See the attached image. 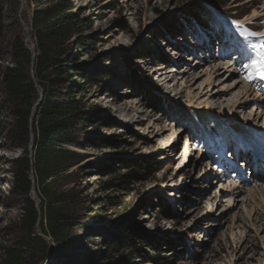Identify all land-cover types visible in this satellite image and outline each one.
I'll use <instances>...</instances> for the list:
<instances>
[{
	"label": "rangeland",
	"instance_id": "obj_1",
	"mask_svg": "<svg viewBox=\"0 0 264 264\" xmlns=\"http://www.w3.org/2000/svg\"><path fill=\"white\" fill-rule=\"evenodd\" d=\"M46 1L38 0L42 4ZM71 1L72 12L83 20L80 36L75 37L85 42L83 51L87 52L73 51L79 58L71 68L70 78L82 87L75 95L89 107L91 117L80 129V147L72 148L84 156L83 161L57 177L51 187L63 210V230L72 235L62 254L55 252L53 240L41 234L39 225L34 235L42 241L28 238L19 226L28 197L13 186L12 162L22 152L15 147L21 140L15 130L18 101L8 93L4 76L6 69L15 64L14 60L31 73V63L16 54L14 43L22 42L28 49L26 27L34 53L31 17L35 2L5 0L3 4L0 264H8L3 249L11 247L20 254V264H264V196H255L254 204L231 207L229 195L218 197L217 181L212 177L199 179L204 172L209 173V168L216 171L224 164H231L232 168L243 166L241 176L228 177L223 185H229L231 179L238 181L245 195L248 190L257 189L250 182L252 171L248 159L236 158L235 163L233 125L219 109L187 107V90L180 87L181 81L169 84L171 90L176 84L175 88L181 91L175 96L158 85L153 73L156 67L171 68L178 63L175 70L179 71L184 64H193V74L199 79L190 88V94L198 93L201 83L203 93L208 89L212 94H222L220 88L231 85L234 78L220 84V77L215 76L211 67L226 65L228 70L230 65L242 84L230 94L223 93L218 102L225 109L235 110L236 120L244 126L254 124L247 119H256L258 111L254 112L253 107L264 113V103L245 105L241 90L248 85L258 102H264L259 96V89L264 90V80L252 75L253 69L248 67L259 60L252 45L264 42V0ZM213 3L223 6L215 8ZM253 12L256 16L251 19ZM176 21L181 26L177 37L166 29ZM247 33L257 35L246 40ZM191 40L194 45L189 44ZM139 54L144 57L134 60ZM132 63L140 73L131 68ZM205 80H211L213 86H206ZM35 87L38 88L36 84ZM240 103L244 106L237 108ZM121 104L133 105L137 113L131 115L136 114L139 119L127 123L129 115L115 113ZM196 114L213 116V120L192 123L190 119ZM263 121L264 115L255 122L258 129ZM259 131L264 133L263 129ZM185 141L192 144L196 158L180 154ZM30 146L31 141L29 152ZM241 177L249 179L247 186L241 183ZM93 178L97 179L93 181ZM30 179L34 181L32 175ZM212 181L213 187L208 188ZM203 184L207 188L203 195H198ZM215 193L217 197L210 202L211 211L205 213L209 211L206 203ZM29 199L36 201L32 192ZM200 202H203L201 211L188 214ZM162 206L170 210L173 220L165 221L160 216L157 207ZM142 216L146 221L140 220ZM155 219L159 228L146 230ZM139 228L165 240L166 244L154 247L136 236L130 239L127 249L117 243L126 231L135 234Z\"/></svg>",
	"mask_w": 264,
	"mask_h": 264
},
{
	"label": "trees",
	"instance_id": "obj_2",
	"mask_svg": "<svg viewBox=\"0 0 264 264\" xmlns=\"http://www.w3.org/2000/svg\"><path fill=\"white\" fill-rule=\"evenodd\" d=\"M35 2L31 17V31L34 41V61L31 66L33 78L29 70L22 69L21 63L14 60L12 67L6 69L4 84L8 93L17 99L18 106L15 111V130L20 136V142L15 145L22 150L13 162V186L24 196L28 197L22 214L19 219V226L28 238L35 237L34 231L37 225L44 236H50L55 245V252L62 254L66 251L71 236L64 232L63 210L60 201L54 199L56 193L51 190L53 181L71 168L79 165L84 156L72 148L80 147V129L90 122L91 113L89 107L75 93L83 89L77 86L70 78V71L78 62L79 54L74 55L73 51L85 50V42L80 36L79 19L71 0H47L44 4L38 0ZM0 0V61H3L4 54L1 44L3 4ZM217 8L223 5L212 4ZM167 31L175 37L180 35L181 26L179 23L171 22ZM76 40L72 41L73 38ZM16 54L24 57L31 63V53L25 48L22 42L14 43ZM143 55H136L134 60L143 58ZM74 68V67H73ZM131 68H136L135 63ZM35 84L38 88L35 87ZM42 92V99H39V91ZM211 118V119H210ZM213 117L204 114L192 116V123H210ZM208 120V121H207ZM205 121V122H204ZM214 123L220 126L219 121ZM31 141V158L29 156V143ZM34 177L32 182L30 177ZM33 184L39 197V206L36 208V201L29 199ZM160 216L166 220H173L170 210L162 206ZM82 228V227H81ZM137 234V235H135ZM126 231L123 240L118 239L123 249L130 245V239L136 236L137 240L156 247L165 245L166 241L151 236L144 229L139 228L137 232ZM5 260L8 264H20V254L15 248L3 249Z\"/></svg>",
	"mask_w": 264,
	"mask_h": 264
},
{
	"label": "bare ground",
	"instance_id": "obj_3",
	"mask_svg": "<svg viewBox=\"0 0 264 264\" xmlns=\"http://www.w3.org/2000/svg\"><path fill=\"white\" fill-rule=\"evenodd\" d=\"M255 16H256V12H253V14L251 15V19L254 18ZM243 28H246V27H243ZM263 33H264V30H263ZM25 34H26V40H25L26 45L28 47H29V44L31 46H33L32 41L30 39V36L28 34V29L27 28H25ZM189 44H193L194 45V43H192V40L190 41ZM104 50H102V52ZM180 61H181V59H180ZM187 61L189 62L191 60H186V62ZM142 64L144 65V67L147 68V66H148L147 63L144 62ZM177 65H178V63H174V65L171 68H167V67H164V66L156 67V69L154 70L153 73L155 74L154 76L156 78V81L158 80V83H159L158 85L160 87H162L163 89H165L167 93L170 92V93H174L175 96H179L181 91H178V89L175 88L176 84L174 86H172V90L170 89V85H169L170 82H174V80H179V81H181L180 87L185 88V90H187V93H186L187 94V96H186L187 97V100H186V104H187L186 106L187 107H194L196 109H199V108L219 109L221 111V114L223 116H225L226 119L228 121H230L231 124L233 125V130L236 132V134L235 133L233 134L234 138L236 140H238L240 146L242 147V150L238 149L237 152H234L236 154L235 163L237 164L236 158L237 159L239 158V160H242L245 157L247 158L248 157V152H249L247 150H251V148H250L251 145L250 144H252V147L254 148L255 146L261 144L262 141L264 140V133H261L259 131L260 129L264 130V126H263L264 121L260 125L259 129L255 125V122H258V120L264 115V113L263 112H259V110H254V107H253L252 110L254 112L258 111L256 119H254V118H252L251 120L247 119V121L254 122V124L249 123L250 125H247V123H246L247 126H244V124L242 122H239V121L236 120L237 119V112H235V110L231 109V107H230V110L228 108L225 109L224 106L222 105V103L218 102L219 97L222 96L223 93H224V95H225V93H226V95L230 94L234 90H237V88L242 84V81L239 79V77H237L235 75V74H237V72L235 71V68L233 69L230 65H228V70L226 68V65H225V67H220L218 65L214 66V67H211V71L214 72L215 76H217L218 78L220 77V81H221L220 84H223L225 82L227 83L230 79L234 78V81L231 83V85H226L225 87L220 88V91H222V94H218V92H215V93L212 94L211 91H209L208 89L203 93L201 91V88H202L203 84L201 83L199 85V90L200 91L198 93L194 94V95H191L189 90L195 84V82L199 79L198 75L196 76L195 74H193L195 66H193V64L192 65L184 64L181 67V69H179V71H176L175 68L177 67ZM206 71H208V69ZM227 71H228V73H227ZM225 73H226V75H225ZM176 76H178V77L176 78ZM203 83H205V85L208 86L209 88L211 86H213V82L211 80H207V81L205 80V82H203ZM259 91H260L259 96L264 100V90L263 89H259ZM236 93H237V91H236ZM241 94L245 98L244 102H243L245 105L248 104V103H251V102L252 103H257V105H260V104L264 103L263 101H260V103L258 102L256 96H253L252 91H251L250 87H248V85L242 87ZM240 105L241 106H237V108H241V107L244 106L242 103H240ZM121 112H125V114L130 116L129 117V121L127 123H132V122L137 121L136 119H139L138 117H136V114H134L133 116L131 115L133 112L137 113V110L135 109V107L133 105L129 106L127 104H121L117 109H115V113L120 115ZM254 116H255V113H254ZM254 126H255V129H253ZM156 134H158V133H156ZM179 136H180V134H179ZM255 138H257V139H255ZM253 139H255L254 142H253ZM178 140H179V137L175 141V144H177ZM246 144L249 145V148L247 147ZM191 145L192 144H190L188 141H185L183 149L181 148L180 154H183V153L187 154L189 159L192 158V157L196 158L197 155H194L195 152H194V149L191 148ZM232 146H234V144ZM262 151H263V149L256 150L255 154H258L259 152H262ZM252 158L255 159V157H252ZM199 160H201V157L199 158ZM254 161H255L256 164H258L257 166H259V165L263 166L264 165V161L263 160H260V161L254 160ZM223 168H224V170H221ZM226 168H228V169H226ZM216 171L211 169V168H209V173L205 174V172H204L203 176H199V179L202 180L205 177L207 179H208V177H212L214 181H217V184H219L218 191H217L218 192V194H217L218 197H220L222 195H229V205H231V207H236V206H239L240 204L242 205V204H247V203L254 204L253 200H254L255 196H262V197L264 196V169L256 171V172L255 171L251 172L250 179L252 178L251 179L252 181L250 180V182L253 184V186L255 188L257 187V189L251 190V191L248 190L247 192L249 194L246 193V195H245L244 192L241 191V189H240L241 185H240V182H238V181H234V180L231 179L228 182L229 185H227V184L223 185V181H226V179L228 177L232 178V177H236L237 175L241 176L240 173L243 172V166L242 167L238 166V168H237V165H236V167L232 168L231 164H224L221 168H218V170H216ZM241 178H239V179H241ZM96 179L97 178H93V181H95ZM258 182H260V183H258ZM237 183H239L240 186H238ZM241 183L244 186H247L249 184V179L244 177V178L241 179ZM255 184H258L260 186V189L258 188L259 186L255 185ZM210 185L211 186H209L208 188L213 187L212 186L213 185V181H212V183ZM199 188H201L202 191L200 190L198 192V195H203L202 193H203V191L206 190L207 186L203 184ZM217 195L215 193L214 196L212 195L213 196L212 198L209 197V202L206 203L207 208L209 207V211H205V213H208V212L211 211L210 210V206H211L210 202L212 201V199L216 198ZM193 199H195V198L193 197ZM204 199H205V197H204ZM200 200H202L201 196H200ZM201 204H203V202H200V204H196L195 207H192L190 209V211L188 212V214L195 213L198 210L201 211V207H202ZM243 208H244V206H243ZM202 215H204V214H202ZM146 219L147 218L145 216H142L140 218L141 221H146ZM156 222H157V219H155V221L153 222L154 223L153 225L146 226L145 229L148 230V231H152L153 229L156 230L157 228H159V226L157 227ZM169 226H167V227H169ZM167 227H164V228L166 229ZM162 229H163V227H160V230H162Z\"/></svg>",
	"mask_w": 264,
	"mask_h": 264
},
{
	"label": "snow or ice",
	"instance_id": "obj_4",
	"mask_svg": "<svg viewBox=\"0 0 264 264\" xmlns=\"http://www.w3.org/2000/svg\"><path fill=\"white\" fill-rule=\"evenodd\" d=\"M253 35L257 34L247 33L245 35V39L247 40L249 36ZM252 48L257 50V56L259 57V60L251 65H248V67L253 69L252 75L258 76L260 79L264 80V42H262L260 45L253 44ZM247 79H251V77H247Z\"/></svg>",
	"mask_w": 264,
	"mask_h": 264
},
{
	"label": "water",
	"instance_id": "obj_5",
	"mask_svg": "<svg viewBox=\"0 0 264 264\" xmlns=\"http://www.w3.org/2000/svg\"><path fill=\"white\" fill-rule=\"evenodd\" d=\"M25 28H26V27H25ZM32 49H33V46H31V45L29 44L28 50L30 51L31 56H32V58H31V65L33 64V61H34V53L32 52ZM31 77L33 78V73H32V71H31ZM41 99H42V92L39 91V99H38V101L36 102L35 105H38V104L41 102ZM29 148H31V146H30ZM29 156H30V158H31V152H29ZM31 181H32V180H31ZM31 192H32L33 196H34L35 199H36V208L38 209V206H39V200H38V198H37V196H36V194H35L34 185H33V187H32Z\"/></svg>",
	"mask_w": 264,
	"mask_h": 264
}]
</instances>
